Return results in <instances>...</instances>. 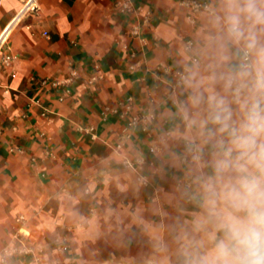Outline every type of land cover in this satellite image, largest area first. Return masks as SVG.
Segmentation results:
<instances>
[{
	"label": "crops",
	"instance_id": "0c3cea01",
	"mask_svg": "<svg viewBox=\"0 0 264 264\" xmlns=\"http://www.w3.org/2000/svg\"><path fill=\"white\" fill-rule=\"evenodd\" d=\"M225 9L0 0V264H186L220 139L210 98L235 114L229 77L264 46V24L236 36ZM15 243L28 252L3 258Z\"/></svg>",
	"mask_w": 264,
	"mask_h": 264
},
{
	"label": "clouds",
	"instance_id": "9594fccd",
	"mask_svg": "<svg viewBox=\"0 0 264 264\" xmlns=\"http://www.w3.org/2000/svg\"><path fill=\"white\" fill-rule=\"evenodd\" d=\"M229 32L240 35L241 17L264 24V0H226ZM229 77L236 85V111L224 97H211V121L220 139L211 173L201 178L186 264H264V46ZM235 115V118H234Z\"/></svg>",
	"mask_w": 264,
	"mask_h": 264
},
{
	"label": "built area",
	"instance_id": "2783aa9c",
	"mask_svg": "<svg viewBox=\"0 0 264 264\" xmlns=\"http://www.w3.org/2000/svg\"><path fill=\"white\" fill-rule=\"evenodd\" d=\"M190 5L194 9H199V8L208 9L209 8L208 4L197 2V1H192L190 3ZM251 52H252V50H251V48H249V46H245L242 48V55H241V65L242 66L250 61ZM7 58H9V57L7 56ZM42 83H46V81L42 80ZM51 84L57 85L58 82L53 81ZM235 89H236V85H234V87H233L234 92H236ZM143 118H144L143 115L131 116L128 120V125L133 126ZM187 151L190 152V154H191L190 159H195L197 157V152L194 150V148L192 146L188 145ZM19 218H22V217H19ZM26 252H28V250L24 245L15 243V244H12L10 246L3 248V250L1 251V255L4 258L6 256H13L16 253H26Z\"/></svg>",
	"mask_w": 264,
	"mask_h": 264
}]
</instances>
